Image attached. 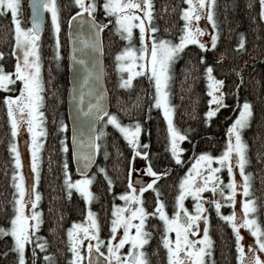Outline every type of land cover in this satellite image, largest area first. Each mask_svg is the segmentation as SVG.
<instances>
[{
  "label": "snow or ice",
  "instance_id": "1",
  "mask_svg": "<svg viewBox=\"0 0 264 264\" xmlns=\"http://www.w3.org/2000/svg\"><path fill=\"white\" fill-rule=\"evenodd\" d=\"M187 5L180 11V16L184 23L181 33L176 41L171 39L151 35L158 30L150 22L153 20L152 0H73L75 6L79 9L74 14V19L80 20L81 13H86L91 28V38L83 41L87 47H91L93 52L102 51L100 33L106 23H98L95 20L94 13L98 8L103 9L104 16L114 18L113 31L123 41L127 42L123 49L116 53V68L118 70L127 69V77H121L119 86L130 88L134 76L141 74L148 75L150 84L154 85V96L150 102V108L155 107L163 114L166 122L168 151L170 159L176 165L183 164L182 154L185 148L181 142L190 140L186 132L178 129L173 123V106L170 105L166 90L170 79V69L172 63L179 58L187 45H197L204 52L209 47L215 48L217 45L216 21L213 17L214 0H183ZM31 27H24L21 24L20 0H0V15L10 13L11 24L13 26V36L15 44L12 54L17 56V61L13 71H5L4 66L0 65V90L5 92L16 91L14 87L19 81L18 94L4 95L3 104L7 109L8 122L11 126V136L16 137L19 127L26 126L27 132L31 137V143L28 148L32 157V172L35 174V180H39V153L43 140L38 139L46 135L42 124L44 113L40 111L42 107L43 84L40 75V60L37 49L39 45L40 31V12L41 9H47L51 13L52 32L56 37V54L58 60L60 53L59 32L60 22L55 0H32ZM142 13V15L140 14ZM201 16H206L207 21L212 25L210 41H204L205 29L198 23ZM259 17L264 21V0H259ZM72 21L70 20V23ZM107 23H113L109 19ZM134 29H138V46L133 43ZM150 41L151 43H148ZM244 38L241 36L237 48L243 46ZM75 51V49H74ZM4 53L0 52V57ZM72 59H76L72 57ZM223 59L221 54L220 60ZM127 61V62H125ZM199 61L204 64L203 75L207 84V103L208 109L203 113L204 123L210 122L220 108L226 107L224 98L226 93L222 90L224 81L218 79L213 73V65L206 64L205 56L200 55ZM81 65L84 60L78 61ZM93 68H96L94 62ZM84 81L80 85L83 89L89 83V77L94 76L95 81L99 82L102 75V65L93 72L85 65ZM239 75V74H238ZM242 82V78H241ZM237 88L239 85L236 86ZM95 89L89 88V95H93ZM238 95V93H237ZM104 92L101 90L96 94L95 103L87 105V111L80 109L83 115L90 118L89 136L87 140L81 139L83 132L76 133L72 137L71 159L76 164L77 179H72L69 169V162L65 159L63 163V184L67 195L71 197L72 190L79 193L85 205H88L94 198V193L90 186L97 178L98 174L106 182L107 191L112 192L114 178L109 174L106 166L96 163V156L101 152V143L108 135L106 128L111 125L112 128L120 134L130 155L126 157L128 163L125 170L124 181L126 190L116 194L123 201L122 204L111 205L110 235L105 240L99 236V224L96 220V214L90 209L85 216L88 224H77L73 222L72 227L67 230L68 239L71 243L72 257L70 264H80L83 256L80 251L81 240L87 237L89 243L87 248L91 254L92 250L100 257H105L103 264H148L146 252L143 246L148 243L152 233L145 227L148 217H158L162 222L161 242L167 250L168 264H205L204 257L206 250L211 247V237L209 235V216L208 207L205 201L215 209L216 216L231 227L235 237V259L237 264H264V224L258 221L256 211L257 206L254 203L255 198H245L250 196V173H246L245 165L247 163L245 149L247 145L243 142L241 131L248 126L252 115L251 104L245 100L242 104L237 103L238 112L235 118L226 129L227 139L219 155H212L208 152H201L194 157V162L190 164L187 171L178 181V192L174 197V211L169 215L165 211V203L160 198L161 192L157 182L162 177H167L170 168L165 171H158L153 167L151 155L148 151L147 142L140 140L142 125L138 120H131L124 123L116 113L107 110L103 103ZM84 98L81 91L80 99ZM213 105H215L213 107ZM99 125V127H97ZM66 125L61 122L59 130L63 131ZM61 151L68 152V146L64 139L60 140ZM115 149L116 163L113 165L119 171V158L124 156L116 144ZM9 151L13 156L12 163L15 169L21 168L20 152L16 143L9 144ZM105 161L110 157V153L105 144L102 150ZM141 158L144 163L143 168L133 166L136 158ZM215 162V166L213 165ZM95 166L96 171L89 175L90 169ZM221 169L227 170L228 180L224 183L219 175ZM234 169H238L240 179L234 176ZM139 172L140 176L145 174L151 179L143 181L139 177L133 178V174ZM19 179H16V178ZM14 187L18 195H14V215L10 217V224L7 228L0 226V234H10L13 239V251L16 253V264H26V245H32V264H35L37 249L44 252L43 264H55L52 253L45 252L48 244L44 237L38 235V228L42 221V213L37 209L41 194L36 191V183L31 185L28 200H25V187L23 176L19 171H13ZM150 189L155 193L154 209L148 211L143 204L142 194ZM206 190L212 193L211 198L203 196ZM237 192L240 195L239 212L235 205L237 203ZM191 197L193 200L192 210L185 206V198ZM222 203L230 205L233 210L229 214L221 211ZM30 204L31 212L26 214L25 205ZM203 222L202 236L197 237L201 231L200 222ZM156 227V225H152ZM240 228L248 230L253 243L247 245L241 241L243 239ZM122 229V233H118ZM134 229V231H132ZM81 233L82 235H74ZM169 233H174L175 238L171 239ZM95 241V243H92ZM127 245V251L120 250ZM101 246L106 248V252L101 251ZM89 264H93L89 260Z\"/></svg>",
  "mask_w": 264,
  "mask_h": 264
},
{
  "label": "trees",
  "instance_id": "2",
  "mask_svg": "<svg viewBox=\"0 0 264 264\" xmlns=\"http://www.w3.org/2000/svg\"><path fill=\"white\" fill-rule=\"evenodd\" d=\"M21 1V15L26 24L29 22L27 0ZM153 20L150 22L157 28L152 35L176 41L181 33L183 21L180 17L183 0H152ZM61 26V54L59 64L53 58L52 37L48 23L40 38L42 81H43V113L46 136L41 149L39 165V180L36 188L41 194L38 209L42 213V223L38 228V235L45 238L47 248L45 252L52 253L55 264H69L70 254L67 241V230L73 222L84 224L86 205L82 196L75 190L71 197L67 195L63 184V163L69 162L72 179L79 178L71 159L69 143V127L67 112H65V94L68 86L67 69V24L72 14L79 11L72 0H56ZM214 18L216 19L217 45L202 52L197 45H188L171 66L168 93L170 105L173 106L174 125L187 133L190 140L181 142L185 152L182 154L183 164L176 165L170 159L168 151L166 122L159 109L150 108L153 87L145 78L140 77L132 81L130 88L119 86V78L114 67L115 53L122 49L123 40L114 33V24L107 23L111 17L104 16L103 9L98 8L94 13L98 23H106L101 31V45L104 78L109 100V112L116 113L124 123L138 120L142 125L140 140L147 142L153 167L158 171L170 168L167 177L157 182L160 198L165 203L168 212L174 211V197L178 192V180L182 169L190 165L196 155L208 152L219 155L225 146L226 129L237 112V103L247 100L251 104L252 115L248 127L242 132L244 143L247 145L245 165L246 173H250L251 198H255L257 218L264 224V21L259 17V0H215ZM241 36L243 46L237 48ZM15 44L13 27L8 13L0 15V65L5 71H13L15 57L12 54ZM221 54L223 59L220 60ZM205 56L206 64H212L214 75L222 79V90L226 93L224 103L226 107L219 109L217 114L205 124L203 113L208 109L209 97L204 85V64L199 56ZM239 74V75H238ZM242 78V82H241ZM239 85L237 88L236 86ZM16 91L0 90V98L4 95H15L19 84L14 86ZM238 93V95H237ZM63 122L66 127L59 130ZM99 127V125H98ZM108 135L101 143V152L96 156V163L106 166L114 178L112 192L107 191L106 182L98 174L91 191L95 194L90 202V209L96 214L99 224V236L106 240L110 235V205L116 202V194L126 190L124 181L127 159L130 150L127 148L120 134L111 125L106 128ZM64 139L68 152L61 151L60 140ZM11 129L7 117V109L0 99V226L7 228L10 217L14 215V189L12 163L13 156L9 151L12 143ZM119 147L124 156L119 158V171L113 166L116 163L113 144ZM110 153L105 161L102 154L104 145ZM96 171L95 166L89 175ZM155 194L149 190L143 204L148 211L154 208ZM152 237L144 247L148 264H165L163 250L156 238V231L160 230L157 217H148ZM156 225V227H152ZM209 235L212 238V250L215 254L214 264H234V235L226 222L216 216L215 210L210 216ZM160 226V225H159ZM9 234H0V264H16V253ZM35 264H43L44 252L37 249ZM32 245H26V264H32Z\"/></svg>",
  "mask_w": 264,
  "mask_h": 264
},
{
  "label": "water",
  "instance_id": "3",
  "mask_svg": "<svg viewBox=\"0 0 264 264\" xmlns=\"http://www.w3.org/2000/svg\"><path fill=\"white\" fill-rule=\"evenodd\" d=\"M31 2L32 0H28V6H29V24L31 27V16H32V9H31ZM81 19L77 20L74 19V14L71 16L70 20L72 21L70 23V20L68 21V28H67V69H68V86L66 89L65 94V112H67V123L69 126V134H70V145H71V152H72V137L74 134V130L76 133L83 132V136H81V139L87 140L89 136V120L90 118L86 115H83L80 111L81 108H83L85 111H87V105L91 103H95L96 94H99V91L104 92L103 97V103L106 106L107 110L109 108V100H108V93L106 89V83L104 78V68H103V57H102V51L93 52L91 47H87L83 44V41L89 40L91 38V28L88 23V16L86 13H81ZM45 9H41L40 12V31L39 34L42 33L45 30ZM101 38V35H100ZM75 49V51H74ZM72 57H75L76 59H72ZM84 60L85 64L81 65L78 61ZM96 64V68H93V64ZM85 65L89 69H91L93 72L98 70L100 66L102 65V75L99 82L95 81V77H89V83L88 85H85L83 89L80 88V85L84 81V76L87 75L85 72ZM93 87L95 89V92L93 95H89V88ZM83 91L84 98L81 101L80 99V93ZM98 126V125H97ZM73 166L76 171V164L73 161ZM91 170V169H90ZM76 175L78 176L77 172ZM100 256L92 251L89 255V260L93 261V264H103L100 261Z\"/></svg>",
  "mask_w": 264,
  "mask_h": 264
},
{
  "label": "rangeland",
  "instance_id": "4",
  "mask_svg": "<svg viewBox=\"0 0 264 264\" xmlns=\"http://www.w3.org/2000/svg\"><path fill=\"white\" fill-rule=\"evenodd\" d=\"M214 2H215V0H214ZM20 3H21V1H20ZM55 3H56V0H55ZM72 3H73V0H72ZM74 4V3H73ZM74 6H75V4H74ZM76 7V6H75ZM184 7H187V5L184 3V6L182 7V8H184ZM213 7H214V3H213ZM77 8V7H76ZM181 8V9H182ZM57 10H58V7H57ZM22 13H21V10H20V18H21V24H22V26H24V27H30V24H29V22H28V24H26V22L24 21V17H22V15H21ZM141 15H142V13H140ZM8 15H9V17H10V13H8ZM45 16H46V22L48 23V27H49V32H50V35H51V37H52V48H53V58L55 59V62L57 63V64H59V61H60V56H59V59L57 60L56 58H55V54H56V51H57V48H56V37H55V35L53 34V32H52V26H51V13L47 10V9H45ZM58 17H59V22H60V16L58 15ZM181 17V16H180ZM213 17H214V8H213ZM11 18V17H10ZM182 19V18H181ZM215 19V18H214ZM112 20H113V23L112 24H114V18H112ZM182 21H183V19H182ZM215 21H216V19H215ZM183 23H184V21H183ZM199 25H200V27H202V28H204L205 29V32H204V34H203V36L202 37H200L202 40H204V41H210V33H211V31H212V25L207 21V18H206V16H201V19L199 20V23H198ZM45 25H46V23H45ZM13 27V26H12ZM60 32H61V26H60ZM60 32H59V48H58V51H59V53L61 54V37H60ZM133 32H134V40H133V43L134 44H136L137 46H138V44H139V41H138V29H134L133 30ZM216 32H217V30H216ZM152 35V34H151ZM148 43H151L150 41H147ZM126 43L127 42H123V47L126 45ZM37 44L39 45V48L37 49V51H38V53H39V60H40V65H41V68H40V75H41V79H42V64H41V49H40V38H39V40L37 41ZM188 46V45H187ZM123 47H122V49H123ZM209 48H211V47H209ZM122 49H120L119 51H121ZM119 51H117V52H119ZM116 52V53H117ZM116 53H115V55H116ZM15 57V61H17V56H14ZM125 62H127V61H125ZM116 60H115V65H114V67H115V69H116V71H117V76H118V78H119V81H120V78L121 77H124V78H126L127 77V69H121V70H118L117 68H116ZM14 70V69H13ZM140 77H143V78H145L146 79V81L147 82H149V78H148V75H145V74H141V75H139V76H134L133 77V81L135 80V79H138V78H140ZM16 83H20L19 81H17ZM169 83V82H168ZM42 84H43V81H42ZM152 85V87H153V96H154V85L153 84H151ZM204 85H206V88H207V84H206V79L204 78ZM167 91H168V84H167V89H166ZM16 94H18V92H16ZM15 94V95H16ZM41 95L43 96V94L41 93ZM153 96H152V98H153ZM168 100H169V103H170V98L168 97ZM43 101H42V107L40 108V111H42L43 112ZM240 104H242V103H240ZM215 105H213V107H214ZM238 110L239 109H237V112H238ZM160 111V110H159ZM236 112V113H237ZM161 113V115H162V117H163V114H162V112H160ZM236 113H235V115H236ZM44 115H45V113H44ZM235 115H234V117H233V119L235 118ZM44 117H43V119H42V124H43V127H44V129H45V124H44ZM164 119V118H163ZM232 119V120H233ZM232 120H231V122H232ZM230 122V123H231ZM9 126H10V124H9ZM248 127V126H247ZM247 127H245V128H247ZM244 128V129H245ZM10 129H11V126H10ZM244 129H242V131H241V136H242V132H243V130ZM45 136L46 135H44V136H42V137H38V139H42L43 141H44V138H45ZM12 137V136H11ZM226 138H227V136H226ZM242 140H243V137H242ZM12 142H14V143H16V145H17V148H18V151L20 152V159H21V168L20 169H15V171H19L21 174H22V176H23V183H24V187H25V197H24V199L25 200H28V198H29V194H30V189H31V185L33 184V183H36V186H37V183H38V181H36L35 180V174L32 172V167H31V164H32V157H31V152H30V150H29V148H28V144L29 143H31L32 141H31V137H30V135H29V133L27 132V128H26V126H23V125H21L20 127H19V130H18V132H17V135H16V137L15 138H13V141ZM243 142H244V140H243ZM41 149H42V146H41ZM245 152H246V149H245ZM39 165H40V161H41V150H40V153H39ZM193 162H194V159L192 160ZM39 165H38V169H39ZM213 165L215 166V162H213ZM133 166L134 167H136V168H143L144 167V163L141 161V158H136V160L135 161H133ZM190 165H188L187 167H185V168H183L182 169V174H181V177L184 175V173L187 171V168L189 167ZM222 170L223 171H225V169H221V171L220 172H222ZM139 177L141 180H147V181H149L150 179H151V177H149V176H147L146 174L144 175V176H140V173L139 172H136V173H134L133 174V177ZM234 176H235V178L237 179V180H239L240 179V176H239V171H238V169H234ZM180 177V178H181ZM16 179H19L18 177L16 178ZM13 180H14V178H13ZM179 181V180H178ZM14 184V183H13ZM14 189H15V187H14ZM91 189V188H90ZM16 190V189H15ZM36 191H38V189L36 188ZM72 191H74V190H72ZM207 194V192L205 191L204 193H202V195L203 196H206V197H208V195H206ZM16 195H18V193L16 192ZM237 195H241L239 192H237V194H236V196ZM245 198H251V190H250V196L249 197H245ZM187 199H189V203L190 204H192V206H193V200H192V198L189 196V197H186V200ZM206 202V201H205ZM254 203H255V201H254ZM38 204H39V201H38ZM38 204H37V209H38ZM225 206H229V205H226V204H223L222 203V207H221V211H222V213L224 212V208H225ZM39 210V209H38ZM25 212H26V214H30V212H31V206H30V204H26L25 205ZM86 212H88V210L86 211ZM86 215H87V213H86ZM256 215H257V212H256ZM87 222H89V221H87ZM84 223V224H88V223ZM243 230V233L245 234V238H247V239H249V240H251V243H253V240H254V238L253 237H251V235H250V233L248 232V230H246V229H244V228H240L239 229V231H242ZM132 231H134V229H132ZM118 233H122V229H118ZM77 234H79V235H82V232L81 233H75L74 232V235H77ZM170 234V233H169ZM171 234H173V237L175 238V234L174 233H171ZM203 234V233H202ZM202 234H200V236H202ZM9 236H10V238H11V241H12V245H13V239H12V237H11V235L9 234ZM170 236V235H169ZM198 237V236H197ZM242 237H244L243 235H242ZM171 238V237H170ZM172 239V238H171ZM67 241H68V243H69V246H70V249H71V243H70V241H69V239H68V235H67ZM106 241V240H105ZM89 243V240H88V238L87 237H84L82 240H81V245H80V251H81V254H82V256H83V259L80 261V264H88L87 263V258H88V254H89V250H88V248H87V244ZM92 243H95V241H92ZM127 245H125L124 246V248H122L120 251L121 252H126L127 251ZM69 249V253H71L70 254V259H69V264H70V261H71V257H72V252H71V250ZM95 250V249H94ZM101 251H104V252H106V248L104 247V246H101ZM167 251V250H166ZM208 251L210 252L211 251V247H210V249L209 250H206V253H208ZM206 256V255H205ZM168 259V258H167ZM204 259H205V257H204ZM104 260H105V257H102V258H100V261L103 263L104 262ZM205 261V260H204ZM212 262V261H211ZM210 262V263H211Z\"/></svg>",
  "mask_w": 264,
  "mask_h": 264
},
{
  "label": "flooded vegetation",
  "instance_id": "5",
  "mask_svg": "<svg viewBox=\"0 0 264 264\" xmlns=\"http://www.w3.org/2000/svg\"><path fill=\"white\" fill-rule=\"evenodd\" d=\"M193 23H199V21H194ZM219 175L222 177V179H223V181H224V183H227V180H228V176H227V170L225 169V171H223L222 170V172H220L219 173ZM134 179L136 178L135 176L133 177ZM144 181H147V180H144ZM150 189H148V190H146L143 194H142V197H143V201H144V198L146 197V194H147V191H149ZM206 192H207V194L206 195H208V197H209V199L211 198V196H212V193L209 191V190H206ZM155 194V193H154ZM239 201H240V195H237V203H236V205H235V208L237 209V214L238 215H240V212H239ZM116 204H122L123 203V201H121L119 198H117V200H116V202H115ZM184 203H185V206L186 207H188L189 208V210L191 211L192 210V204H190L189 203V199H187L186 200V198H185V201H184ZM205 204H206V207H208V216H209V222H210V216L211 215H213V212H214V207H212L210 204H208V202L206 201L205 202ZM90 203L88 204V205H86V209L87 210H89L90 209ZM111 205H112V202H111ZM111 205H110V208H111ZM146 208V207H145ZM154 209V208H153ZM152 209V210H153ZM225 210H224V214H229L232 210H233V207L232 206H225V208H224ZM91 210V209H90ZM92 211V210H91ZM165 211L169 214V215H171L172 214V212H168L166 209H165ZM93 212V211H92ZM110 218H111V210H110ZM158 218V217H157ZM97 220V219H96ZM159 220V219H158ZM111 221V220H110ZM87 223H89V222H87ZM227 224V223H226ZM160 225V226H159ZM200 225H201V231L200 232H198L197 233V236L199 237L200 236V234H202V228H203V222L201 221L200 222ZM157 226L158 227H160V230L158 229V231H156V238H158V240H159V246H160V248L163 250V259H164V263L165 264H168V259H167V251H166V249L163 247V244H162V242H161V233H162V222L161 221H159V224H157ZM145 227L150 231V232H153L151 229H150V227H149V223H148V221H147V219H146V224H145ZM229 227V229H230V231H232V229H231V227L230 226H228ZM109 229H110V227H109ZM209 231H210V225H209ZM241 232V234L244 236L243 237V239H242V243L243 244H245V247L247 248V245L248 244H250L251 243V240H249V239H247V238H245L246 236H245V234L243 233V230L242 231H240ZM233 234V233H232ZM170 235V237L172 238V239H174V237H173V234H169ZM210 237H211V235H210ZM107 239V238H106ZM153 239H155L154 237H152V235H151V237L148 239V242H151V240H153ZM211 241H212V238H211ZM212 244V243H211ZM233 245H234V248H235V237H234V242H233ZM146 245H144L143 246V250H144V247H145ZM209 252V251H208ZM214 256H215V254L213 253V250H212V245H211V251H210V254H206V256H205V264H214V262H213V260H214ZM233 256H236V251H235V249H234V255ZM212 261V262H211ZM211 262V263H210ZM234 264H237V261H236V259H235V261H234Z\"/></svg>",
  "mask_w": 264,
  "mask_h": 264
},
{
  "label": "bare ground",
  "instance_id": "6",
  "mask_svg": "<svg viewBox=\"0 0 264 264\" xmlns=\"http://www.w3.org/2000/svg\"><path fill=\"white\" fill-rule=\"evenodd\" d=\"M70 139H71V137H69V143H68V145L70 146V152H71ZM72 163H73V161H72ZM74 169H75V168H74ZM75 174H76V171H75ZM90 202H91V201H90Z\"/></svg>",
  "mask_w": 264,
  "mask_h": 264
}]
</instances>
